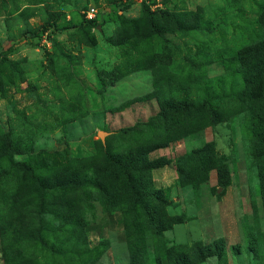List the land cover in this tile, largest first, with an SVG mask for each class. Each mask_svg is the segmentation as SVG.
<instances>
[{
	"label": "rangeland",
	"instance_id": "374dc122",
	"mask_svg": "<svg viewBox=\"0 0 264 264\" xmlns=\"http://www.w3.org/2000/svg\"><path fill=\"white\" fill-rule=\"evenodd\" d=\"M258 45L264 0H0V264H264Z\"/></svg>",
	"mask_w": 264,
	"mask_h": 264
},
{
	"label": "trees",
	"instance_id": "16d2710c",
	"mask_svg": "<svg viewBox=\"0 0 264 264\" xmlns=\"http://www.w3.org/2000/svg\"><path fill=\"white\" fill-rule=\"evenodd\" d=\"M96 20L87 21L88 24H95ZM238 68H241L243 73L246 75V84L249 86L255 84L256 87L264 91V45H258L254 47H248L242 50L238 57L233 60ZM249 81V82H248ZM245 84V87H246ZM236 94H231L230 103L235 101ZM187 104L188 111L193 109H198L200 111L205 110V104L196 105V101L184 102ZM181 103V105H184ZM7 146L16 151L10 143ZM145 152V148H142V153Z\"/></svg>",
	"mask_w": 264,
	"mask_h": 264
},
{
	"label": "built area",
	"instance_id": "2783aa9c",
	"mask_svg": "<svg viewBox=\"0 0 264 264\" xmlns=\"http://www.w3.org/2000/svg\"><path fill=\"white\" fill-rule=\"evenodd\" d=\"M98 12L95 7H90L86 12H85V17L87 21H93L97 19Z\"/></svg>",
	"mask_w": 264,
	"mask_h": 264
}]
</instances>
